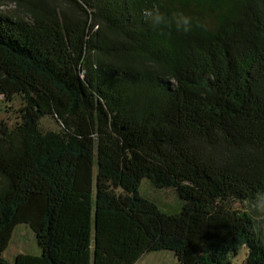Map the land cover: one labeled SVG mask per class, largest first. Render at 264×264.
<instances>
[{"label":"trees","instance_id":"trees-1","mask_svg":"<svg viewBox=\"0 0 264 264\" xmlns=\"http://www.w3.org/2000/svg\"><path fill=\"white\" fill-rule=\"evenodd\" d=\"M0 1V95L22 99L0 123V264H234L242 247L264 264V0ZM22 224L39 251L7 260Z\"/></svg>","mask_w":264,"mask_h":264},{"label":"rangeland","instance_id":"rangeland-1","mask_svg":"<svg viewBox=\"0 0 264 264\" xmlns=\"http://www.w3.org/2000/svg\"><path fill=\"white\" fill-rule=\"evenodd\" d=\"M15 8L14 4L8 1H0V11L9 12ZM0 95V123L4 122L12 127L19 121V109L22 106V99L19 95L14 96L11 101H5ZM41 128L46 130H59L60 125L55 118L44 116L40 119ZM140 192L154 200L158 206L164 210L171 211L177 207V200L172 190L170 189H155L147 179H143ZM235 207L241 210L246 209V204H235ZM264 213V211H262ZM257 214V212H256ZM260 215V214H258ZM264 233V222L260 225ZM39 247L34 240L33 233L29 230L28 226L19 225L11 238L7 249L1 254L7 260L12 258L20 252H37ZM246 248L242 247L239 253L234 257V264H243ZM174 257L169 252H153L141 258L136 264H172Z\"/></svg>","mask_w":264,"mask_h":264},{"label":"clouds","instance_id":"clouds-1","mask_svg":"<svg viewBox=\"0 0 264 264\" xmlns=\"http://www.w3.org/2000/svg\"><path fill=\"white\" fill-rule=\"evenodd\" d=\"M147 22L154 29L172 28L176 30L189 31L191 27V18L183 13H173L168 15L160 11H154L149 14Z\"/></svg>","mask_w":264,"mask_h":264}]
</instances>
